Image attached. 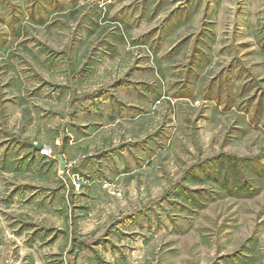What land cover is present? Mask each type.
<instances>
[{
  "label": "rangeland",
  "instance_id": "374dc122",
  "mask_svg": "<svg viewBox=\"0 0 264 264\" xmlns=\"http://www.w3.org/2000/svg\"><path fill=\"white\" fill-rule=\"evenodd\" d=\"M0 264H264V0H0Z\"/></svg>",
  "mask_w": 264,
  "mask_h": 264
},
{
  "label": "water",
  "instance_id": "95a60500",
  "mask_svg": "<svg viewBox=\"0 0 264 264\" xmlns=\"http://www.w3.org/2000/svg\"><path fill=\"white\" fill-rule=\"evenodd\" d=\"M38 148L39 149H42L43 146H39ZM59 160H60V164H61V169L62 170H65L66 169V163H65V160H64L63 156H60L59 157Z\"/></svg>",
  "mask_w": 264,
  "mask_h": 264
},
{
  "label": "built area",
  "instance_id": "2783aa9c",
  "mask_svg": "<svg viewBox=\"0 0 264 264\" xmlns=\"http://www.w3.org/2000/svg\"><path fill=\"white\" fill-rule=\"evenodd\" d=\"M76 185V189H80L81 188V184L78 182L75 184Z\"/></svg>",
  "mask_w": 264,
  "mask_h": 264
}]
</instances>
